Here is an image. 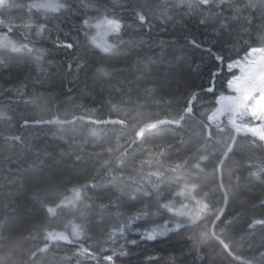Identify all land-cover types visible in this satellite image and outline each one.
<instances>
[{
    "label": "trees",
    "instance_id": "obj_1",
    "mask_svg": "<svg viewBox=\"0 0 264 264\" xmlns=\"http://www.w3.org/2000/svg\"><path fill=\"white\" fill-rule=\"evenodd\" d=\"M114 2L91 0L90 3L84 0L89 7L81 8V0H73V7L79 11L48 21L50 30L41 36L35 34L34 28L21 26L28 19L25 10L12 8L0 14V19H12L16 25L9 34L12 39L22 43L30 40V46L45 50L42 60L37 62L35 52L13 53L0 49V56H4L6 61L0 64V88L12 89L0 96V109L6 110L11 117L10 120L0 118V237H7L0 239V258H4L7 264L13 261L31 264L27 256V250L34 243L30 233L32 225L45 215L44 202L55 201L65 186L85 182L93 168L99 169L93 153L114 148L117 142L123 143L126 137L134 136L140 123L153 114L163 115L167 111L174 115L184 107L186 97L192 92L198 94L193 104L195 119H204L215 111L216 101L230 92L228 82L239 72L237 69L229 70L227 65L243 59L246 45L232 51L213 43L215 33L211 24L197 23L196 14L189 17L174 14L173 21L167 23L154 20L151 31L140 29L133 22L131 5L135 4L148 14L160 0H146V3L145 0H119L123 7L117 6L115 11L131 26L123 32L122 38L125 41L143 40L144 43L139 47L121 45L115 53L102 52L90 41L92 28L87 29L88 36H85L82 21L100 17L101 12L97 9L111 10ZM33 20H37L35 13ZM177 20L180 22L176 23ZM39 22H43L42 17ZM253 24L249 44L259 47L258 17ZM0 30L6 31V26L0 25ZM22 33L28 34V40L21 39ZM190 38L202 42L201 47L192 46ZM114 40L113 36L112 42ZM66 43H72L73 47L61 46ZM217 54L224 57L223 62L215 58ZM149 60L152 61L150 72L143 68ZM80 62H84V69L78 73L79 78L74 79ZM161 82L167 86L165 92L158 90ZM93 108L96 109L94 113L85 111ZM73 116L85 119L74 120ZM56 118L67 123H48ZM95 119H125L127 126L93 125L89 122ZM222 119L226 120V117ZM24 120L28 121L27 125ZM14 135H19L21 141L9 138ZM179 136L185 140L183 147L178 142ZM197 138L196 127L185 128L179 133L167 127L163 131H146L142 147L124 157L123 166L111 165L110 176L117 178L112 191L127 184L129 175L138 178L133 171L137 161L147 159L149 151L154 154L162 142L172 145L166 149L165 156L174 160L177 153L183 154ZM220 139L226 137H218L216 144L210 145L208 160L200 163V169L192 167L194 161L190 160L185 170L167 173L165 183L153 193L150 201L138 197L135 202L122 206L119 216L114 214L115 209L104 215L92 212L87 218V235L72 245L61 242L62 248L54 264H60L59 258L63 256H72V264H75L73 253L80 250L79 245L96 252L95 259L82 257L81 264H97L98 261L99 264H234L219 240L228 243L250 219L264 218V207L260 203L264 200V182L247 174L264 162L260 151L250 160L248 148L241 143L236 155L224 166L225 184L229 182V169L235 167L234 161H239L238 171L242 179L239 187L229 191V203L224 208L225 216L236 221L235 226L228 227L223 234L217 230L219 240L211 236L201 238V233L207 231L204 227L206 221L193 223L188 215H178L177 211L162 207L169 200L173 201L176 209H179L181 201L189 203L174 194L180 177H195L205 190L216 183L217 176L213 174L212 167L223 147ZM115 156V152L112 156L105 153L103 158L114 160ZM164 162L169 163L170 160L165 159ZM82 168L87 171H80ZM35 175L46 177L50 186L33 193L29 182ZM12 180L20 183H11ZM88 194L95 196L99 193ZM219 195L217 191V200ZM144 203L148 208L138 212ZM216 207L222 205L217 203ZM196 210L195 202L184 209L193 215ZM132 216L137 218L126 223ZM70 219L80 223L66 209L59 219L53 218L49 223L55 230L64 231L66 221ZM125 223L123 233L116 231L111 239L108 238L114 226ZM152 235L156 238L149 239ZM262 244L264 232L257 226L254 235L243 244L231 247L234 254L249 258L251 264H262ZM108 255L113 257L112 261L103 259Z\"/></svg>",
    "mask_w": 264,
    "mask_h": 264
},
{
    "label": "snow or ice",
    "instance_id": "obj_2",
    "mask_svg": "<svg viewBox=\"0 0 264 264\" xmlns=\"http://www.w3.org/2000/svg\"><path fill=\"white\" fill-rule=\"evenodd\" d=\"M91 3V0H89ZM146 3V0H145ZM119 4V0H115L113 8L97 9L101 12L100 17L95 18V23L91 22V18L83 19L82 23L85 28V36H88L87 29L94 27L96 35L91 36V41L100 48L104 53H115L120 50L121 45H129L130 47H139L144 43L140 41H125L122 36L123 32L131 27L123 20L118 12L115 11ZM81 8L89 7V4L81 0ZM12 8L23 9L27 14V22L21 25L27 29H35L37 36L43 35L48 29V21L59 19L62 15H70L79 11L73 7V0H29L26 3H19L17 0H0V14L3 10ZM133 22L137 23L140 29L152 30L153 21H161L167 23L173 21L174 14L180 17H189L193 14L197 16V23L206 25L211 24L215 33L213 43L221 44L232 51H238L240 45H246L244 51L243 62L237 60L229 63L227 67L231 70L234 66L239 68L240 75L234 76L229 82L228 87L235 93L233 96H222L217 104L220 108L212 112L211 115H206L204 119L196 121L193 104L197 100V93L192 92L186 97L184 107L174 115L165 111L163 115L153 114L144 120L138 126V131L134 136L126 137L123 143L117 142L115 147L104 148L101 152H95L92 155L97 158L99 169L93 168L91 174L85 182L72 184L71 187L65 186L63 191H59L58 198L55 201H45V215L37 220V223L32 225L33 231L30 233V238L34 241L31 247L27 250L28 261L31 264H54L57 261L58 252L62 248V243L72 245L83 239L87 235V218L92 212L99 215L112 212L115 209V215H121V207L127 206L129 202H135L138 197L142 200H151L153 193L159 191L165 183L167 173H175L183 171L189 167L190 160H193L192 167L200 169V163L208 160V151L210 145H215L218 137H226L220 139L219 143L223 145L220 149V154L216 157L213 163L212 171L217 176L216 183L205 190L195 177L184 179L178 178L176 182V197H183L189 201L188 204L181 201L179 209L175 208L172 200L162 205L164 208H170L177 211L178 215H188L192 218L193 223L206 221L204 227L207 231L201 233V238L211 236L219 240L217 230L221 234L228 227H234L236 221L225 216L224 208L229 203V191L234 187H239L241 183V174L238 171L239 161H234L235 167L229 169V182L224 181V166L226 162L231 160L236 155V150L243 143L249 152V159L256 156V152L260 151L264 156V0H160L152 11L148 14L137 7L131 5ZM37 18L33 20V15ZM59 14V15H57ZM43 18V22H39V18ZM260 20L259 35L257 41L259 47L249 44L251 33L254 29L253 21ZM179 23L180 21H175ZM0 25L6 26V31L0 30V49L10 52H35V61L42 60L44 49H35L31 45V41L22 43L14 40L9 35L13 32L14 25L12 19H0ZM58 27V25L56 26ZM114 36L113 43H108L106 38ZM247 37V38H246ZM21 39L28 40V34L22 33ZM190 44L194 47H201L202 42H198L194 38H190ZM61 46L71 49L72 43L62 44ZM212 51L211 48L208 49ZM217 60L223 62L224 57L217 54ZM163 60V56L161 57ZM5 57L0 56V64L5 63ZM151 60L145 63L144 70L151 71L149 64ZM71 69V65H69ZM84 69V62L77 64L74 79H78V73ZM107 75V72L105 73ZM166 84L161 82L159 91H166ZM212 89H209L211 91ZM12 89L0 88V96L11 92ZM163 99V97H161ZM111 104V100L109 101ZM171 101H169V106ZM115 107V105H113ZM86 112L94 113L96 109H86ZM226 117V120L222 119ZM0 118L11 119L6 110L0 109ZM73 119H85L83 116H73ZM67 123L56 118L48 123ZM93 125H119L127 126L125 119L119 120H103L95 119L89 121ZM27 125L28 121L24 120ZM170 129L173 132L179 133L185 128L196 127L198 138L193 141L183 154L177 153L176 158L171 160L165 156L167 148L172 147L167 141L162 142L157 146V151L153 154L148 153L147 159L137 161V166L133 171L137 176L129 175L127 184L117 187L116 191H112V185L115 184L116 177L110 176L111 165L117 163L121 166L124 164V157L130 152L142 147L143 137L146 131L150 130H165ZM154 134V133H153ZM14 141H21L19 135L9 137ZM180 146H184L185 140L182 136L178 137ZM116 153L115 159H104L105 153L112 156ZM199 154L198 156L194 154ZM165 159H169V163H165ZM79 161L77 160V163ZM147 166V171L145 167ZM154 169V170H153ZM80 171H87L86 168ZM249 176H254L264 182V162L256 166L255 171H248ZM105 177L107 180L105 181ZM120 179H123L122 177ZM11 183L18 184L19 181L12 180ZM50 184L46 177L35 175L29 182L30 190L33 193L42 192ZM219 191V199H216V192ZM89 192L99 193L98 195H89ZM70 193V194H69ZM169 195H172L170 191ZM195 202L196 213L193 215L191 211H184L190 208V203ZM219 203L222 207L217 208ZM264 207V200L260 201ZM148 208V204L144 203L143 208L138 209V212H143ZM67 210L68 214L79 219L80 223H76L74 219L66 221L65 230L57 231L49 223L53 218L59 219L63 210ZM137 216H132L126 223L136 219ZM242 218V217H240ZM125 224L116 225L108 234L111 239L116 231L123 233ZM259 226L261 232H264V218H252L243 228H240L237 234L225 243L224 240H219L220 245L225 250L228 257L234 264H251V260L243 255L234 254L232 245H241L251 235H254L255 230ZM70 227V231L68 228ZM179 227V225H177ZM162 234V233H161ZM149 239H155V235L149 236ZM7 239V237H0ZM91 239V237H89ZM264 247V244H262ZM79 251L73 253L75 256V264H81L82 257H90L95 259L96 252L89 248L79 245ZM262 264H264V252L260 253ZM103 259L112 261L111 255L104 256ZM60 264H72V256H63L59 258ZM0 264H7L4 258H0ZM12 264H17L13 261ZM25 264H28L26 261ZM99 264V261L97 262Z\"/></svg>",
    "mask_w": 264,
    "mask_h": 264
},
{
    "label": "rangeland",
    "instance_id": "obj_3",
    "mask_svg": "<svg viewBox=\"0 0 264 264\" xmlns=\"http://www.w3.org/2000/svg\"><path fill=\"white\" fill-rule=\"evenodd\" d=\"M92 23H95V19L94 20H92L91 21ZM96 32H97V30L94 28V27H92V32H91V35H90V37L91 36H94V35H96ZM112 35H110V36H108L107 38H106V40H107V42L108 43H113L112 42ZM90 41H91V39H90ZM91 43L94 45V46H96L97 47V45L96 44H94L92 41H91ZM98 49H100L99 47H97ZM237 61V60H236ZM239 61H241V62H243V59H240ZM234 62V61H233ZM233 62H231V63H233ZM232 69H237L238 71H239V68L238 67H233ZM240 75V71L238 72V74L236 75V76H239ZM229 90H230V92L228 93V94H226V95H223V96H233V95H235V93L232 91V89H230L229 88ZM220 99V98H219ZM218 99V100H219ZM220 104H218V106H217V108L215 109V111L218 109V108H220Z\"/></svg>",
    "mask_w": 264,
    "mask_h": 264
}]
</instances>
